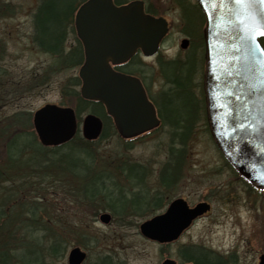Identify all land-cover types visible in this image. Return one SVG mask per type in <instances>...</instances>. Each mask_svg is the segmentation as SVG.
Returning a JSON list of instances; mask_svg holds the SVG:
<instances>
[{"label":"rangeland","instance_id":"obj_1","mask_svg":"<svg viewBox=\"0 0 264 264\" xmlns=\"http://www.w3.org/2000/svg\"><path fill=\"white\" fill-rule=\"evenodd\" d=\"M142 1L155 11L152 12L155 16L163 17L170 24L169 32L159 50L161 57L183 61L189 59L199 72L201 69V76L196 72L194 81L196 79L197 85L200 84L197 94L204 107V46L200 48V42L196 43L186 33L184 19L182 22V9L176 8L175 0ZM41 2L42 0H0V127L9 121L13 114L22 113L23 118L26 117L25 114L30 116L29 126L25 129L34 131L32 115L46 104L75 108L76 98L69 94L75 91L79 93L80 82L72 85L78 79V66L70 68L57 64L56 58L40 51L31 39L34 15ZM44 5L45 3L42 4L43 7ZM184 5L186 6L185 3ZM50 6L51 4H47L46 10L40 12L41 18L50 14ZM194 6V0H187L186 8L190 10ZM7 8L10 14L3 15ZM67 8L68 0H65V12ZM181 40H188L186 50L180 48ZM196 55L198 61L195 59ZM155 70L151 72L153 85L148 84L147 90L150 100L156 102L169 87L159 76V71ZM87 113L90 111L80 115L79 135L81 121ZM169 119L172 120L173 116ZM206 123L204 114V118L192 127L184 145L179 179L170 190L159 188L160 170L171 158V146L182 149L177 136L174 135V128L170 125L163 124L149 135L137 138L126 154H120L123 153L121 151L119 153L121 147L116 144V139L108 138L101 143L105 152L114 150L117 152L116 156L131 158L147 168V178L142 188L138 187L139 190L130 189L123 178L113 179L116 185L124 190L126 204L141 206L138 210L129 207L126 211L118 213L109 208L81 207L64 194H54L50 191L48 200L51 219L57 227L75 238L72 247H80L86 252L87 260L84 264H94L98 258L105 256L109 257L113 264H161L166 258L178 261V252L182 247H197L211 252L215 264H258L259 256L264 254V194L251 190L239 175L226 165ZM2 129L0 128V163L4 161L6 148ZM170 173L165 181L172 180ZM142 189V193L135 194ZM147 191L148 195L145 196ZM131 192L133 194L130 195ZM155 195L161 200L160 203L152 200ZM177 198L184 199L189 206L207 199L211 205L210 214L196 221L182 234L178 242L169 248L144 239L140 235L139 225L162 213L168 202ZM143 202L150 205L143 206ZM121 203L123 202L118 194L109 202L111 206L116 207ZM158 204H161V207H152ZM104 212L112 216L109 225L99 222V217ZM66 254L67 252L56 264H67Z\"/></svg>","mask_w":264,"mask_h":264},{"label":"water","instance_id":"obj_2","mask_svg":"<svg viewBox=\"0 0 264 264\" xmlns=\"http://www.w3.org/2000/svg\"><path fill=\"white\" fill-rule=\"evenodd\" d=\"M205 18V68L203 88L207 122L215 145L252 186L264 190V45L258 37L254 58L240 39L237 14L243 9L223 0H196ZM259 14L254 22L246 13V25L264 24V5L257 3ZM75 28L81 41L85 62L78 72L83 100L102 104L121 138H132L159 125L153 104L140 82L119 74L112 65L126 62L139 49L152 55L167 34L163 18H150L143 2L133 1L117 7L113 0H88L75 14ZM254 30V28H253ZM188 41L183 40L181 49ZM246 83L255 84L256 94L248 98ZM239 97V99L237 98ZM243 125V127H241ZM33 130L44 147L69 142L77 130L75 110L46 104L32 116ZM102 131V121L93 114L82 119L81 136L95 141ZM210 211L206 202L190 208L183 199L171 202L166 211L139 226L140 235L159 244L176 239L195 219ZM99 222L108 225L111 216L103 213ZM86 253L79 247L67 253V264H83ZM161 264H176L165 260ZM259 264H264V255Z\"/></svg>","mask_w":264,"mask_h":264},{"label":"trees","instance_id":"obj_3","mask_svg":"<svg viewBox=\"0 0 264 264\" xmlns=\"http://www.w3.org/2000/svg\"><path fill=\"white\" fill-rule=\"evenodd\" d=\"M83 1L85 0H68L65 12V0H42L34 15V42L39 50L52 53L44 41L56 42L63 22ZM175 1L182 9L186 33L196 43L199 41V47L203 48V15L196 5L190 10L186 8L187 0ZM44 3L46 6L43 7ZM116 3L120 4L121 1ZM47 4H51L48 9L50 14L41 18L40 12L46 10ZM8 14L10 10L7 8L3 15ZM262 43L264 44V40ZM198 55L196 61L199 59ZM159 63L160 73L169 88L159 96L158 101L152 102L158 108L162 125L174 128V135L182 146V149L172 146L169 148L170 162H166L160 170L159 188L170 190L179 179L184 145L194 121L203 119L204 114L203 103L197 94L200 84L197 85L196 79L194 81L195 73L199 72L197 67L189 59L164 62L159 60ZM75 66L76 64H64V67ZM77 83L78 79L72 85ZM69 96L76 98L74 109L79 120L80 115L87 110L101 119L103 128L98 140L87 142L76 133L70 142L60 147L44 148L38 143L32 129H25L29 126L30 116L25 114L26 117L23 118L22 113L13 114L0 127L3 128L1 134L5 137L6 145L4 161L0 163V264H56L75 244V238L57 227L51 219L48 200L50 191L64 194L81 207L109 208L118 213L129 207L133 210L141 207L127 205L124 190L113 179L123 178L130 189L139 190L138 187L142 188L147 178V168L131 158L116 156L117 152L114 150L105 152L101 145L108 138L116 139V144L121 147L119 153L121 151L123 153L120 154H126L132 148L133 141H124L117 136L113 123L101 104L82 100L76 91ZM170 116H173L172 120L169 119ZM169 173L172 180L165 181ZM142 192L143 189L135 194ZM115 194L120 195V201L123 202L118 207L109 204ZM147 195L148 191L145 193ZM152 200L159 203L161 201L156 195ZM145 204L149 203L143 202L142 205ZM152 207L159 208L161 204ZM202 253L206 254L203 250ZM202 253L198 248L192 249L191 252L181 254V258L186 262L207 264L199 258ZM94 264L113 263L105 256L98 258Z\"/></svg>","mask_w":264,"mask_h":264},{"label":"flooded vegetation","instance_id":"obj_4","mask_svg":"<svg viewBox=\"0 0 264 264\" xmlns=\"http://www.w3.org/2000/svg\"><path fill=\"white\" fill-rule=\"evenodd\" d=\"M116 1L117 0H114V4L116 6H122V5H125L129 2H131V1L121 2V4H118V3L116 4ZM181 2H183V0ZM176 8L180 9L181 7L176 6ZM144 12L147 13V12H155V11L152 10L151 8L147 7L144 3ZM74 14H75V12H73L72 15L68 16L67 19L63 22L62 31H61L60 35L58 36L55 43H51V42L47 43V41H44L45 42L44 44L48 45L46 47L50 51H52V53H49V55H52L54 58H56L57 64H60L61 66H63L64 64H76L77 66L80 67L82 65V63L84 62L83 48H82L81 42L77 38L75 27H74ZM148 14L150 16H155L152 13H148ZM155 17H158V16H155ZM182 22H183V20H182ZM167 23H168V21H167ZM183 26H184V22H183ZM168 27L170 29L169 23H168ZM35 35H36V33H35V29H34L32 32V38H31L33 40V42L36 38ZM165 38L161 41V45H160L159 49H161V47L165 41ZM41 40H43V39L41 38ZM43 53H45V52H43ZM45 54H48V53H45ZM159 60L164 62V61H177L179 59L170 60V59L162 58L160 51H158V53L156 55L151 56V57L147 56V54H144L142 51H139L128 62L117 66L116 70L121 72V73H126L132 77L137 78L140 81V83L142 84V86H143V88L147 94V97H149L148 96V90H147L148 84L153 85V78H151L152 77L151 72L156 71L155 69L160 71ZM179 61H181V60H179ZM131 69H132V71H131ZM158 73H159V76L162 78L161 73L160 72H158ZM203 112L205 113V107H203ZM156 113H157V117H158L160 123L162 124V118H161L160 114L158 113V108H156ZM195 117H197V116L195 115ZM195 117H194V119H195ZM203 118H204V116H203ZM205 118H206V115H205ZM197 121H194L193 126H195L197 124ZM206 125H207V123H206ZM254 190H255V192H260V194L264 193V192L258 191L257 189H254ZM203 201L210 204L209 200H207V199H203L200 202H203ZM170 203H171V201L168 202L165 209L169 206ZM193 206H195V204ZM193 206H190V207L192 208ZM165 209L163 211H165ZM209 214H210V212L206 213L202 217L198 218L196 221L206 218ZM196 221H193L188 228H190ZM188 228H186L185 231H187ZM185 231H183L176 239L170 240L166 243H163L162 245L165 246L166 248H169L173 244H176L178 242L179 238L182 236V234ZM192 249H197V247H193L191 249L189 247L180 248V250L178 252L180 255V257H179L180 259L178 258V261H175L176 264H195L193 262L183 261L181 258V254H183L184 252H187V251L191 252ZM198 249L202 253V250L200 248H198ZM204 253H206L207 255L206 254L203 255V253H202L201 256L199 257L200 260L204 261V263H207V264H215L216 261L214 260V256H212L211 252L204 251ZM166 259H169V258H166Z\"/></svg>","mask_w":264,"mask_h":264},{"label":"snow or ice","instance_id":"obj_5","mask_svg":"<svg viewBox=\"0 0 264 264\" xmlns=\"http://www.w3.org/2000/svg\"><path fill=\"white\" fill-rule=\"evenodd\" d=\"M223 2L225 4L234 3L243 9V12L237 14L236 16V19L240 23V29L239 35L234 37V39H240L242 45H246L248 47L250 54L254 58V52L252 50L254 49L255 45L253 44V41L257 40L258 37H264V24L260 26L246 25L240 17L246 13L247 16L255 22L259 15L255 10V5L257 3L264 5V0H223ZM262 51H264V49H262ZM241 87H246L248 89V98H251L256 94L257 87L255 84L246 83L241 85ZM237 98L239 99V97ZM241 127H243V125H241Z\"/></svg>","mask_w":264,"mask_h":264}]
</instances>
